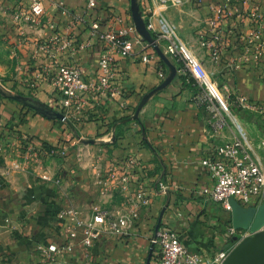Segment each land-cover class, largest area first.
<instances>
[{
	"label": "crops",
	"instance_id": "0c3cea01",
	"mask_svg": "<svg viewBox=\"0 0 264 264\" xmlns=\"http://www.w3.org/2000/svg\"><path fill=\"white\" fill-rule=\"evenodd\" d=\"M29 2L0 0V35L4 47L10 48L15 57L12 79L20 83L34 78L42 66V59L34 55V43L53 32H66L67 18L58 14L54 3L63 2L75 13H80L85 5V0H45V13L54 29L21 28L12 13ZM136 3L139 7L140 0ZM97 4L99 16L112 13L126 19L131 16V0H97ZM207 13V7L194 8L187 2L182 8L166 10L164 15L175 27L183 28V32H176L180 41L190 43L196 32H191L189 24ZM76 32L81 41L88 40L86 28L74 31V35ZM183 47L186 54L188 49ZM100 49V45L93 42L81 52V67L88 78L96 68ZM167 58L176 70L175 77L165 88L150 95L137 114L141 99L169 75L168 66L158 55L150 63L135 58L120 59L119 72L127 88L126 105L120 107L117 103L104 102L77 125L51 118L47 112L9 98L18 96L16 92L0 94V123L4 126L1 145L11 143L12 134L16 133L19 138L28 137L34 148L27 153L24 145L17 141L16 156L4 159L0 154V264L38 263L37 244H58L66 237L65 227L57 222L52 210L73 202L84 215L90 214L93 206L108 201L107 196L101 197L96 185L98 172L108 161L127 156L137 157L143 162L146 175L169 183L172 189L165 195L159 194L156 188L151 190L149 205L126 234H103L91 248L77 249V254L70 256L73 262L147 264L149 261L148 264H155L150 239L158 228L176 232L192 253L211 255L227 245L223 232L227 223H231L230 212L219 210L200 193L210 188L212 182L201 166L205 124L204 111L195 103L196 86L188 80L183 82L186 75L182 68L175 60ZM159 70L165 75L163 80L158 78ZM209 71L215 74V70ZM221 76L223 84L234 86L251 101L264 102V81L254 71L226 69ZM36 85L37 93L27 98L31 100L28 103L45 111L53 110L58 100L54 88L47 81ZM234 122L245 132L237 120ZM62 144L67 147L64 157L54 154ZM41 149L44 157L40 155ZM25 154L30 155L28 162L14 169L11 163L21 161ZM43 176L50 180L58 176L62 184L56 187L50 180L42 179Z\"/></svg>",
	"mask_w": 264,
	"mask_h": 264
},
{
	"label": "built area",
	"instance_id": "2783aa9c",
	"mask_svg": "<svg viewBox=\"0 0 264 264\" xmlns=\"http://www.w3.org/2000/svg\"><path fill=\"white\" fill-rule=\"evenodd\" d=\"M232 1L235 0H140L139 11L146 29L155 35L152 37L159 48L166 56L178 62L181 60L179 46L183 50V43L175 27L168 23L164 12L182 8L190 2L194 8L207 7L211 13L207 21L214 25L217 18H224L225 13L229 12L226 6ZM44 2L30 0L27 6L15 8L13 19L21 28L54 29L46 16ZM54 6L60 16L67 18L66 32H53L34 43V55L42 59V66L34 78L23 81L30 90V96L36 95L37 83L49 82L58 97L52 109L62 114L64 121L73 125L82 123L104 102L124 107L127 88L119 72V60L135 58L142 63H150L157 58L154 49L142 40L131 16L129 19L116 13L99 16L97 0H85L80 13L72 12L63 2H56ZM152 18H155L154 22ZM81 28L89 32L87 41L78 38L79 32L74 35V31H81ZM93 42H97L101 49L96 68L88 78L81 67V52ZM183 73L186 75L185 71ZM158 78H165L162 70L158 71ZM193 78L196 87L204 83L202 79L199 82V77ZM222 89L233 97L241 110L255 114L259 122L255 130L258 143L254 144L247 132L236 126L227 113L228 117H225L210 109V116L204 121L201 166L212 185L200 193L221 211H231L230 199L244 208L257 209L264 205V102L251 101L236 88H229L228 84H222ZM195 103L200 107L198 95ZM230 122L235 127V133H231ZM3 131L4 126L0 123V134ZM17 141L24 145L27 153L33 151L28 137L19 138L13 133L11 143H0V154L4 159L16 156ZM40 152L44 157L43 149ZM66 153L67 147L64 144L54 152L61 157ZM29 156L23 155L21 161H13L11 166L14 169L21 168V165L28 162ZM42 179L50 180L46 176ZM50 181L56 187L62 184L58 176ZM96 185L101 197L107 196L108 201L93 206L88 215H84L73 202L59 205L54 215L57 222L65 227L66 237L58 244H37L35 253L39 262L36 264H81L70 258L77 254V249L91 248L105 233L113 236L126 234L139 220L141 211L149 205L151 190L156 188L159 194L165 195L172 189L169 183L146 175L143 162L135 156L108 161L98 172ZM260 230H264V226ZM254 233L250 227L236 229L227 223L223 232L227 245L207 255L188 251L176 232L158 228L150 239L151 255L155 264H222L240 240Z\"/></svg>",
	"mask_w": 264,
	"mask_h": 264
},
{
	"label": "rangeland",
	"instance_id": "374dc122",
	"mask_svg": "<svg viewBox=\"0 0 264 264\" xmlns=\"http://www.w3.org/2000/svg\"><path fill=\"white\" fill-rule=\"evenodd\" d=\"M226 7L229 12L225 13L224 18H217L214 25H210L207 21L211 15L209 12L207 15L201 16L200 19L191 21L189 24L191 32H196V36H193L191 44L185 40H181V42L193 55L188 50L185 54L182 47L179 46L181 60L177 63L186 72L189 79L194 81V76L198 78L193 70L194 67L198 68L199 74L208 85L209 80L216 85V88H212V93L216 95L220 103L215 97H211L205 83H201V79H198L201 85L194 89L200 100L199 109L204 111L203 120L207 121L210 109L216 110L225 117L227 112L232 118H230L231 121L234 123L233 119H236L253 143L257 144L258 134L255 130L259 126V122L254 116L255 114L241 110L233 97L222 89L223 78L221 75L226 69L244 73L254 71L255 75L264 81V0L259 2L235 0ZM168 23L174 26L169 20ZM182 29L177 26L175 32H183ZM197 32H201V34ZM3 43L0 35L1 92L7 94L16 92L17 95L32 98L26 84L12 79L15 75V62L13 61L15 57L13 54L11 55V49H6ZM209 69L215 70V74L211 75ZM229 88L235 87L229 86ZM234 128L230 122L231 133H235Z\"/></svg>",
	"mask_w": 264,
	"mask_h": 264
},
{
	"label": "water",
	"instance_id": "95a60500",
	"mask_svg": "<svg viewBox=\"0 0 264 264\" xmlns=\"http://www.w3.org/2000/svg\"><path fill=\"white\" fill-rule=\"evenodd\" d=\"M130 12L133 24L142 40L151 45L158 57L168 66L170 71L168 77L161 83L160 86H158L150 94L145 95L141 99L140 104L138 105L136 110L137 114L141 107L147 102L150 95L162 90L172 81V79L176 75V70L169 62L167 56L159 48L151 33L146 29L145 23L141 19L139 7L136 3V0H131ZM0 94L3 95L1 90ZM9 98L15 101H19L27 106H31L32 108L40 112H47V114H49L51 118L62 121L65 120L64 116L58 112L50 109H47L45 111V109L43 108L41 109L34 105H30L28 102L31 100H28L23 96H10ZM229 203L231 206V225L236 229L250 227L251 231L255 233L250 237H246L240 240L231 249L222 264H264V230H260L264 226V205L255 209L253 207L244 208L232 199L229 200ZM148 263L149 261L147 262V264Z\"/></svg>",
	"mask_w": 264,
	"mask_h": 264
},
{
	"label": "bare ground",
	"instance_id": "6f19581e",
	"mask_svg": "<svg viewBox=\"0 0 264 264\" xmlns=\"http://www.w3.org/2000/svg\"><path fill=\"white\" fill-rule=\"evenodd\" d=\"M183 50H184V47H183ZM184 52H185V51H184ZM193 70L195 71L196 75H197L200 79L203 80L202 75L199 74L200 72H199L196 68H194V67H193ZM203 82L206 84L209 93L217 99L216 95L212 93V88H216V85H215L214 83H212L210 80L208 81V82H209V85H208L204 80H203ZM226 113H227V112H226ZM227 114H228V113H227ZM228 116H229V118H231L229 114H228ZM231 119H232V118H231ZM234 120H236V119H233V121H234ZM234 123H235V122H234ZM236 126H238V125L236 124ZM238 127H239V126H238Z\"/></svg>",
	"mask_w": 264,
	"mask_h": 264
},
{
	"label": "trees",
	"instance_id": "16d2710c",
	"mask_svg": "<svg viewBox=\"0 0 264 264\" xmlns=\"http://www.w3.org/2000/svg\"><path fill=\"white\" fill-rule=\"evenodd\" d=\"M152 36H153V37H155V35H154V34H152ZM185 80H188L189 84H190V83H193V84H194V81H193L192 79H189L187 76H183V82H185V83H186V81H185ZM0 163H1V161H0ZM55 212H56V209H53V210H52V213H54V214H55Z\"/></svg>",
	"mask_w": 264,
	"mask_h": 264
}]
</instances>
